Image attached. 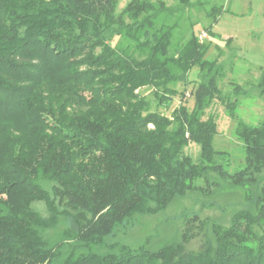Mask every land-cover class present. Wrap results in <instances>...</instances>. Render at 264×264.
Masks as SVG:
<instances>
[{
	"label": "trees",
	"instance_id": "16d2710c",
	"mask_svg": "<svg viewBox=\"0 0 264 264\" xmlns=\"http://www.w3.org/2000/svg\"><path fill=\"white\" fill-rule=\"evenodd\" d=\"M118 1L0 0V264L56 259L61 242L50 245L38 231L55 225L56 199L78 222L62 264H264V119L236 120L244 166L229 169L228 152L213 146L217 122L207 110L219 101L236 119L237 97L247 90L236 84L233 94L221 93L223 74L206 57L210 43L193 30L174 40L181 20L171 18L183 16L189 0L170 7L129 0L117 11ZM221 10L206 14L209 36ZM194 67L191 109L150 110L141 88L151 87L167 109ZM260 86L264 94V74ZM190 143L199 146L196 161L184 151ZM222 184L244 191L229 225L181 212L179 240L156 250L146 248L150 236L136 247L92 250L135 214L162 211L190 191L211 195ZM34 201L51 215L41 216ZM216 206L206 200L200 210ZM207 226L213 242L187 249Z\"/></svg>",
	"mask_w": 264,
	"mask_h": 264
},
{
	"label": "rangeland",
	"instance_id": "374dc122",
	"mask_svg": "<svg viewBox=\"0 0 264 264\" xmlns=\"http://www.w3.org/2000/svg\"><path fill=\"white\" fill-rule=\"evenodd\" d=\"M129 0H119L117 11ZM170 6L180 4L179 0H163ZM183 16L176 13L171 21L181 20L174 30V40L187 37L192 30L199 34L206 33L203 39L210 43L206 57L215 59L223 74L218 79L222 94H233V86L239 84L247 93L237 97L236 119L229 116L227 108L219 101H214L207 110L216 117L218 133L214 136L213 146L217 150L228 152L229 169L244 166V152L241 142L234 136L236 120L242 119L255 124L264 119V94L261 93L260 82L264 74V0H189ZM211 6L222 8L218 21L212 24L213 35L209 36L205 26L209 22L206 15ZM193 24L192 28L190 24ZM109 41L116 44L118 37L107 32ZM198 68L194 67L188 75L189 83L176 84L177 95L172 97L170 107L165 109L157 106L151 87L141 88L149 101L150 110H158L169 114L178 104L184 103L188 109L193 105V90L198 83ZM180 92H184L183 96ZM231 98H233L231 96ZM184 151L193 160H197L199 146L190 143ZM43 186L51 192L52 183L45 182ZM52 196V193H51ZM215 201L219 207H205L200 210L202 201ZM244 191L239 186L222 184L214 189L211 195L205 196L199 191H190L186 196L173 199L168 206L157 213L139 215L135 214L129 224L116 226L112 234L105 237V245H95L94 252L102 253L109 250L108 245L120 242L132 247L138 246L147 236H150L146 248L156 250L167 243L179 240L181 230L185 226L181 212L197 213L200 218H209L222 225H229L232 213L242 208ZM55 225L48 228H39L40 235L50 244L61 242L56 259L50 264H62L63 258L76 245L74 241L77 220L73 216H65L58 204ZM32 208L41 216L47 218L51 215L44 202L34 201ZM222 208V209H221ZM253 209V205L249 206ZM213 242L211 229L205 227L198 236L192 238L187 249L198 250L206 242Z\"/></svg>",
	"mask_w": 264,
	"mask_h": 264
},
{
	"label": "built area",
	"instance_id": "2783aa9c",
	"mask_svg": "<svg viewBox=\"0 0 264 264\" xmlns=\"http://www.w3.org/2000/svg\"><path fill=\"white\" fill-rule=\"evenodd\" d=\"M198 37H199L200 40L205 39V38H206V33H205V31L202 30V31L198 34Z\"/></svg>",
	"mask_w": 264,
	"mask_h": 264
}]
</instances>
